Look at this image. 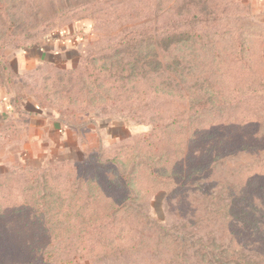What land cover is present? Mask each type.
I'll use <instances>...</instances> for the list:
<instances>
[{"label": "rangeland", "instance_id": "obj_1", "mask_svg": "<svg viewBox=\"0 0 264 264\" xmlns=\"http://www.w3.org/2000/svg\"><path fill=\"white\" fill-rule=\"evenodd\" d=\"M246 14L234 0H0V54L92 29L72 67L11 86L73 127L90 186L14 154L0 192L25 209L0 195V264H264V129L233 124L264 123V32Z\"/></svg>", "mask_w": 264, "mask_h": 264}, {"label": "crops", "instance_id": "obj_2", "mask_svg": "<svg viewBox=\"0 0 264 264\" xmlns=\"http://www.w3.org/2000/svg\"><path fill=\"white\" fill-rule=\"evenodd\" d=\"M234 1L247 10V28L264 32V0ZM91 32L89 22H80L54 31L28 48L8 49L0 54V74L7 79L0 75V171L16 153L20 154L17 160L26 161L27 167H41L45 158L58 163L79 157L81 148L73 137V127L57 112L43 109L35 96L29 98L11 86L44 69L72 67L73 59L90 41Z\"/></svg>", "mask_w": 264, "mask_h": 264}, {"label": "trees", "instance_id": "obj_3", "mask_svg": "<svg viewBox=\"0 0 264 264\" xmlns=\"http://www.w3.org/2000/svg\"><path fill=\"white\" fill-rule=\"evenodd\" d=\"M243 34H246V32H243ZM14 49H19V48H14ZM20 49H23V48H20ZM59 71H66V70H61V69H58ZM72 69H70L69 71H71ZM68 71V70H67ZM261 89L263 88V91L260 89V95H261V98L264 99V84L262 86H260ZM40 105L42 106L41 104V101H39ZM234 125H236L237 127H239L240 130L243 131V129L249 131L252 135H254L258 140H261L262 138L259 137V135L261 134V130L264 129V123H263V119L262 117L260 116H245V118H241L238 120V123H233ZM222 131H221V128L217 127V130L215 132V134H221ZM257 134V135H255ZM89 165V159H85L84 158V161H78V160H75V159H68V160H65V161H62L60 162L57 166H60V167H65L67 168V170H72L73 168L77 171L76 172V180L78 181L77 183L79 184L78 186V189L77 191L80 192L83 188L87 187V186H90L89 185V181L87 179V177H82L79 175V169L81 170L80 167H85V166H88ZM33 169V168H40V167H22V169ZM41 168H43L45 170V173L47 172V169L53 172L57 171L56 169H54L52 166H49V165H46V166H42ZM2 189V186L0 185V190ZM81 193V192H80ZM0 195L4 196L2 194V192H0ZM5 199L7 200H12L14 199L15 197H17V205L16 207L12 206L10 207V209H8V212L11 211V213H13V215L15 217H18L20 218V214L24 212V209H25V202H24V197H21V196H16L15 194L13 193H9V194H6L5 196ZM90 198L93 199V196H90ZM89 198V199H90ZM23 208V209H21ZM3 217H8V213H7V216H4L3 214L0 215ZM4 239L2 238V235L0 236V249H3L5 246H7V244H11V240H9L7 243H3ZM8 247V246H7ZM88 251V250H87ZM55 258L52 259V255L51 254H47V257H44V256H39V257H35L33 262L30 263V264H57L55 262ZM59 263L58 264H72V262H62L60 261V259L58 260Z\"/></svg>", "mask_w": 264, "mask_h": 264}]
</instances>
